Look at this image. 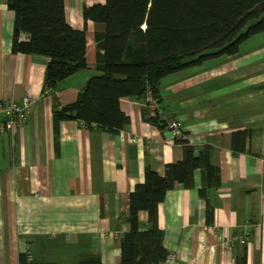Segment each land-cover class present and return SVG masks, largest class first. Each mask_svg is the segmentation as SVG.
Instances as JSON below:
<instances>
[{"label": "crops", "instance_id": "1", "mask_svg": "<svg viewBox=\"0 0 264 264\" xmlns=\"http://www.w3.org/2000/svg\"><path fill=\"white\" fill-rule=\"evenodd\" d=\"M105 2L65 0L68 22L86 28L88 66L53 93L44 90L48 57L13 51L15 12L0 0V97L34 98L28 119L0 133V264H18L27 250L60 264H78L89 254L117 264L121 236L130 229V192L145 180L147 167L164 174L167 163L184 157L168 118L181 120L183 138L196 153L212 147L221 184L208 190L211 221L208 199L200 194L201 169L193 187L176 183L167 191L158 222L172 257L160 264H237L245 250L248 264H264V31L236 54L165 76L158 98L162 126L148 119L153 114L143 101L123 97L130 122L121 131L71 119L61 121L56 137L54 103L75 101L99 73L96 33L104 25L85 21L84 7ZM238 131L247 135L244 150L235 148ZM148 218L146 210L139 212L143 229Z\"/></svg>", "mask_w": 264, "mask_h": 264}, {"label": "trees", "instance_id": "2", "mask_svg": "<svg viewBox=\"0 0 264 264\" xmlns=\"http://www.w3.org/2000/svg\"><path fill=\"white\" fill-rule=\"evenodd\" d=\"M15 12L13 51L48 57L44 90L55 92L61 81L87 68L86 28H75L67 20L65 0H7ZM85 21L104 25L96 33L99 47L98 74L91 76L75 101L54 103L56 137L63 120H78L88 127L117 133L129 122L120 100L131 97L145 101L149 90L158 99L162 79L207 59L233 55L249 37L264 31V0H106L84 7ZM26 34V37H24ZM148 119L162 126L158 115ZM242 145H238L240 136ZM246 132L236 134V150H244ZM184 157L166 164L161 174L146 168L145 180L130 192V229L121 236V260L117 264H160L170 252L163 243L159 226V203L176 183L194 186L197 169L203 171L200 194L221 184V168L212 162V147L198 153L187 139ZM237 142V143H236ZM149 214L143 229L139 212ZM208 220L213 208L208 199ZM18 264H60L19 253ZM78 264H103L100 255L81 257ZM237 264H248L247 252Z\"/></svg>", "mask_w": 264, "mask_h": 264}, {"label": "built area", "instance_id": "3", "mask_svg": "<svg viewBox=\"0 0 264 264\" xmlns=\"http://www.w3.org/2000/svg\"><path fill=\"white\" fill-rule=\"evenodd\" d=\"M33 101L34 98L29 95H25L22 100H3L0 97V133L5 130L14 132L18 126L22 125L28 119ZM143 102L153 115L159 116V101L151 90L148 91ZM167 126L176 139L183 137V123L180 119L168 118ZM133 139L136 140V137ZM262 160L264 162V155L262 156ZM241 243H244V239L241 240ZM169 256L172 257L171 254Z\"/></svg>", "mask_w": 264, "mask_h": 264}, {"label": "rangeland", "instance_id": "4", "mask_svg": "<svg viewBox=\"0 0 264 264\" xmlns=\"http://www.w3.org/2000/svg\"><path fill=\"white\" fill-rule=\"evenodd\" d=\"M52 254H53V256H55V257H56L58 253H56V252H53ZM51 261H55V262H56L57 260H51Z\"/></svg>", "mask_w": 264, "mask_h": 264}]
</instances>
